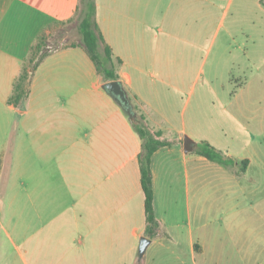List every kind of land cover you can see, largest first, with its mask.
<instances>
[{
    "label": "crops",
    "instance_id": "0c3cea01",
    "mask_svg": "<svg viewBox=\"0 0 264 264\" xmlns=\"http://www.w3.org/2000/svg\"><path fill=\"white\" fill-rule=\"evenodd\" d=\"M96 3L133 111L169 142L151 163L157 234H146L131 111L103 87L85 48L52 50L33 69L42 50L30 63L80 0H0V264H211L223 237L211 228L206 186L220 163L196 149L223 142L241 164L238 176L223 165L219 178L237 211L245 183L259 184L245 175L264 170V2ZM25 66L29 93L16 105L9 98ZM143 236L150 243L140 255Z\"/></svg>",
    "mask_w": 264,
    "mask_h": 264
},
{
    "label": "rangeland",
    "instance_id": "374dc122",
    "mask_svg": "<svg viewBox=\"0 0 264 264\" xmlns=\"http://www.w3.org/2000/svg\"><path fill=\"white\" fill-rule=\"evenodd\" d=\"M80 19L79 11L72 20L60 24L58 28L54 29L53 33L47 35L43 39L42 53H48L68 45H82V34L79 30ZM42 53L40 54L42 55ZM29 77H31V73ZM213 106L212 111L217 113L221 111L219 105ZM258 106L262 107L263 112L264 101L259 103ZM251 108L255 109L257 107ZM213 131L206 132V134L211 136ZM223 145L222 142L218 149L223 150ZM235 148H239V145ZM214 167L217 169H214ZM225 167L228 169L230 176H236L237 172L241 171V164H230ZM222 175L223 165L219 164L213 166L212 174L207 176L213 180L214 184L209 191V187L206 186L207 194L210 193L213 196L211 203L213 222L211 228L213 231L220 229L223 237L219 249L222 251L221 258H219V252L217 251V256L211 264H264V170L253 166L250 168L248 175H245V177H250L248 178L249 181L254 178L252 181L259 184L245 183L243 186L245 195L239 198L237 211L233 207L235 201L232 195L230 196V198H233L232 200L223 198V190H221L223 185H220L221 182H219V178H223ZM223 203L225 207H223ZM223 212H229L225 222H223ZM221 247H223V250H221Z\"/></svg>",
    "mask_w": 264,
    "mask_h": 264
},
{
    "label": "trees",
    "instance_id": "16d2710c",
    "mask_svg": "<svg viewBox=\"0 0 264 264\" xmlns=\"http://www.w3.org/2000/svg\"><path fill=\"white\" fill-rule=\"evenodd\" d=\"M261 1L264 2V0ZM79 11L81 17L79 30L82 34V46L95 63L97 72L103 76L105 81L117 80L119 78V74L117 71V63L114 61L112 48L105 42L97 22L96 0H80L77 13ZM43 47L44 42L43 39H41L33 48L30 63H32L38 53L43 50ZM46 54L47 53H42V55H40L38 61L33 64V69L38 66L40 60L44 58ZM121 62V59L118 60V64ZM28 77V66H25L21 75L14 84L13 93L9 98L11 103L18 105L25 97L28 96ZM133 112L135 114L133 117V125L142 140V150L139 155V164L141 170V183L145 192V210L147 219L146 234L150 237H154L157 234L159 221L156 218L154 208V189L151 168L152 156L158 148L169 144V142L159 138L160 132L153 130L147 123L145 116L139 113L136 108ZM196 153L225 166L232 164L231 159L227 157L222 150L216 148L207 141H202L198 144ZM244 163V170H246L247 160H244Z\"/></svg>",
    "mask_w": 264,
    "mask_h": 264
},
{
    "label": "water",
    "instance_id": "95a60500",
    "mask_svg": "<svg viewBox=\"0 0 264 264\" xmlns=\"http://www.w3.org/2000/svg\"><path fill=\"white\" fill-rule=\"evenodd\" d=\"M103 87L111 93L126 109L131 111V117H134L133 107L130 103L129 97L119 80L106 81ZM195 142L190 137H185V150L187 152L194 150ZM150 239L146 236L141 238V244L139 247L140 255H143L147 249Z\"/></svg>",
    "mask_w": 264,
    "mask_h": 264
}]
</instances>
